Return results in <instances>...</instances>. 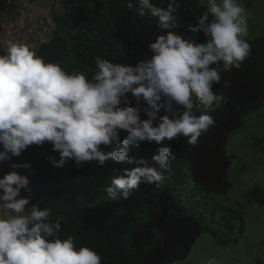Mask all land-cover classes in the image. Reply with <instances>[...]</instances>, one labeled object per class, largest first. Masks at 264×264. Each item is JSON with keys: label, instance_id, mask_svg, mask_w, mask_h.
<instances>
[{"label": "clouds", "instance_id": "9594fccd", "mask_svg": "<svg viewBox=\"0 0 264 264\" xmlns=\"http://www.w3.org/2000/svg\"><path fill=\"white\" fill-rule=\"evenodd\" d=\"M41 1L15 0L10 12L15 18L29 12L50 17L54 31L46 41L38 43L32 36L31 45L4 41L6 32L0 29V162L15 157L0 173V264H102L94 249L77 248L71 236L59 238L63 217L53 221L49 207L21 195L30 183L28 175L16 171L29 167L21 165L24 151L49 142L48 157L55 167L70 161L78 168L93 161L100 167L108 161L133 165L113 169L106 189L113 200L128 199L142 183L159 186L175 159L170 142L182 136L197 145L202 133L216 124L208 110L227 105V98L213 88L221 84V69H239L251 53L248 15L238 0H207V11L189 26V31L206 37L198 43L176 31L177 0H170L166 9L152 0H138V15L158 18L163 33L148 44L150 58L133 65L96 56V70L89 78L83 70L69 73L38 55L58 30L55 15L67 8L66 0H47L49 10L44 12ZM22 5L28 6L24 13ZM127 7L133 8L131 0ZM229 84L223 81L225 88ZM194 109H202V114ZM121 132L127 135L122 138ZM142 142L158 146L151 160L130 155ZM132 233L125 236L131 238Z\"/></svg>", "mask_w": 264, "mask_h": 264}, {"label": "trees", "instance_id": "16d2710c", "mask_svg": "<svg viewBox=\"0 0 264 264\" xmlns=\"http://www.w3.org/2000/svg\"><path fill=\"white\" fill-rule=\"evenodd\" d=\"M128 2L66 0V10L55 15L58 21L55 36L40 48L38 55L46 62L60 64L69 73L83 70L89 78L96 70V56L133 65L150 58L148 44L163 34L157 28L158 18L150 14L139 16L138 0H131L132 9L127 7ZM169 2L152 0L165 9ZM177 3L180 9L176 31L198 43L205 42L203 33H193L189 26L207 11V6L201 0H177ZM247 40L251 45L248 58L239 69H221V84L214 85V92L228 100L224 107L208 110L207 114L216 120L215 126L202 133L195 146L182 136L170 142L175 159L171 160V171L164 173L168 178L162 184L142 183L128 199L113 200L106 191L113 169L133 165L108 161L100 167L93 161L78 168L70 161L63 167H55L48 157L51 143L45 142L24 151L21 165L29 167L16 171L28 175L30 183L21 195L31 197L32 204L49 207L53 221L57 216L63 217L59 238L71 236L77 248L94 249L102 257V264H167L185 259L205 230L210 231L218 244L235 245L245 228L241 205L215 207L211 224L202 219L195 206L199 208L197 193L202 190L223 194L232 186L228 176L232 164L228 153L231 134L243 126L245 113L264 102V35L248 34ZM224 80L230 82L226 88ZM129 98L135 106L131 94ZM194 111L199 115L203 110ZM142 119H147L143 113ZM126 135L121 132L122 138ZM260 140L264 137L257 143ZM154 154H158V146L148 142L130 152L131 156L149 160ZM218 210L220 223L215 225ZM131 229L133 237L125 236Z\"/></svg>", "mask_w": 264, "mask_h": 264}, {"label": "rangeland", "instance_id": "374dc122", "mask_svg": "<svg viewBox=\"0 0 264 264\" xmlns=\"http://www.w3.org/2000/svg\"><path fill=\"white\" fill-rule=\"evenodd\" d=\"M248 15L249 34L264 35V0H238ZM207 6V0H201ZM243 126L231 134L228 153L232 164L228 176L232 186L226 193L202 190L197 193L198 207L207 223L215 207H239L245 228L235 245L218 244L210 231L205 230L196 241L188 259L192 263L264 264V102L243 116ZM218 210L216 223H220ZM218 223V224H217ZM222 227V224L219 225ZM233 239L230 240L232 242Z\"/></svg>", "mask_w": 264, "mask_h": 264}, {"label": "built area", "instance_id": "2783aa9c", "mask_svg": "<svg viewBox=\"0 0 264 264\" xmlns=\"http://www.w3.org/2000/svg\"><path fill=\"white\" fill-rule=\"evenodd\" d=\"M15 0H7L6 7L2 12L0 29L2 34L6 32L4 41H24L31 45L32 38L39 42H44L54 31L50 17H36L33 13H27V17L15 18L11 11V5ZM60 1V0H58ZM7 28L10 34H7Z\"/></svg>", "mask_w": 264, "mask_h": 264}, {"label": "crops", "instance_id": "0c3cea01", "mask_svg": "<svg viewBox=\"0 0 264 264\" xmlns=\"http://www.w3.org/2000/svg\"><path fill=\"white\" fill-rule=\"evenodd\" d=\"M5 1L6 0H0V20H1V16H2V12H3V9H4V4H5ZM26 5H29L30 4H26ZM26 5H22V8H21V11L24 13V7ZM48 1L47 0H42L41 3H40V8L42 10H44V12L48 11L49 8H48ZM28 7V6H26ZM2 54V53H1ZM0 150H2V148H0ZM15 160V157H11L10 160H7L5 162H0V173L2 172V170L6 167V165H8L9 163H11L12 161ZM190 256V254L188 256L185 257V259H180V260H177V261H174L172 263H169V264H197V263H192L191 262V259H188V257ZM260 264H262L260 262Z\"/></svg>", "mask_w": 264, "mask_h": 264}]
</instances>
